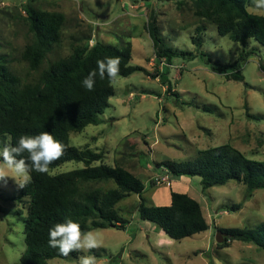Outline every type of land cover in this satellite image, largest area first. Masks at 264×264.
I'll list each match as a JSON object with an SVG mask.
<instances>
[{
	"label": "rangeland",
	"instance_id": "1",
	"mask_svg": "<svg viewBox=\"0 0 264 264\" xmlns=\"http://www.w3.org/2000/svg\"><path fill=\"white\" fill-rule=\"evenodd\" d=\"M247 7L264 16L252 7V0ZM31 11L65 17L58 44L36 70L23 58L34 39ZM152 18L165 46L185 56L170 64L156 56L149 33ZM195 40L202 41V47ZM98 42L119 49L131 45L130 65L140 71L117 77L103 123L71 132L68 145L102 153L103 164L121 166L140 178L148 206H168L171 192L188 195L201 205L209 229L173 240L140 219V198L132 194L116 206L124 229L93 230L100 242L94 252L78 251V259L48 264H78L84 255L95 256L96 264H264V249L253 243L228 241L224 247V234L223 243L216 240L223 229H254L264 223V189L248 197L244 185L230 181L203 192L199 177L175 178L157 167L166 161H192L200 151L225 145L248 159L264 161V47L254 40L242 45L220 36L191 0L182 5L166 0H0V58L23 84H36L50 66ZM236 62L243 82L212 69L213 63ZM82 168L81 162H68L50 174ZM18 179L0 180V264H20L26 249L24 221L30 199L20 197ZM90 187L103 192L117 188L113 182Z\"/></svg>",
	"mask_w": 264,
	"mask_h": 264
},
{
	"label": "trees",
	"instance_id": "2",
	"mask_svg": "<svg viewBox=\"0 0 264 264\" xmlns=\"http://www.w3.org/2000/svg\"><path fill=\"white\" fill-rule=\"evenodd\" d=\"M175 1L182 5L186 0ZM197 12L212 21L220 36L246 45L254 40L264 47V16L248 11L250 0H191ZM33 43L23 55L31 69H38L53 51L60 39L65 17L60 13L29 12ZM198 31H203L198 28ZM156 56L170 62L185 53L165 46L154 18L149 25ZM198 47L202 41L195 40ZM202 56H205L202 54ZM106 57L120 58L118 77H129L140 68L130 65L132 47H117L96 43L83 47L67 59L50 66L36 84H23L0 58V134H8L15 145L22 135H37L48 131L65 146L63 155L49 166L48 173L31 172V182L20 190L21 198L30 199L28 216L24 221L26 249L20 264H48L53 259H78L79 252L62 256L58 249L49 246V229L71 218L79 223L83 232L96 229H124L116 206L134 194L140 198V219L158 226L169 238L183 240L206 232L209 225L201 205L186 194L171 192L169 206H148L143 197V181L121 166L102 163L104 155L90 149L79 150L68 145L71 132H79L87 126L103 123L102 116L110 107L115 95L113 82L105 75L95 78L92 91L82 86L88 74L97 70V61ZM211 62V61H209ZM212 69L228 79L244 81L238 71L239 62L233 65H216ZM264 69L263 66H261ZM167 92L171 83L163 80ZM207 110V109H206ZM24 153L22 158L27 159ZM68 162H81L84 168L52 176L50 170ZM94 163H100L93 166ZM172 177H199L203 192L215 186L235 181L247 188L248 197L255 190L264 189V161L248 159L230 145L200 151L192 161L181 163L166 161L157 164ZM113 182L117 188L106 192L93 189L90 184ZM242 203L234 208H241ZM228 241L253 243L264 249V223L254 229H223ZM94 252V250H91Z\"/></svg>",
	"mask_w": 264,
	"mask_h": 264
},
{
	"label": "clouds",
	"instance_id": "3",
	"mask_svg": "<svg viewBox=\"0 0 264 264\" xmlns=\"http://www.w3.org/2000/svg\"><path fill=\"white\" fill-rule=\"evenodd\" d=\"M252 7L264 12V0H252ZM120 73V58L106 57L97 61V70L88 74L82 81V86L92 91L95 78L99 75L104 79L107 75L110 81H115ZM65 146L48 131L37 135H22L13 145L10 136L0 137V180L19 178L17 184L24 188L31 182V172L48 173L49 166L64 153ZM27 153V159L22 158ZM11 174V175H10ZM49 246L58 249L62 256L72 252H89L100 247V242L93 231L83 232L79 223L67 218L63 223H57L49 229ZM78 264H96V257L84 255L79 257Z\"/></svg>",
	"mask_w": 264,
	"mask_h": 264
},
{
	"label": "water",
	"instance_id": "4",
	"mask_svg": "<svg viewBox=\"0 0 264 264\" xmlns=\"http://www.w3.org/2000/svg\"><path fill=\"white\" fill-rule=\"evenodd\" d=\"M222 234H224L225 236L227 235L226 233H223V231H218L217 238H216L218 243H223L224 241V239L221 237Z\"/></svg>",
	"mask_w": 264,
	"mask_h": 264
},
{
	"label": "crops",
	"instance_id": "5",
	"mask_svg": "<svg viewBox=\"0 0 264 264\" xmlns=\"http://www.w3.org/2000/svg\"><path fill=\"white\" fill-rule=\"evenodd\" d=\"M170 199H171V195H170ZM170 204H171V202H170ZM170 204H169V205H170ZM169 205H168V206H169Z\"/></svg>",
	"mask_w": 264,
	"mask_h": 264
}]
</instances>
